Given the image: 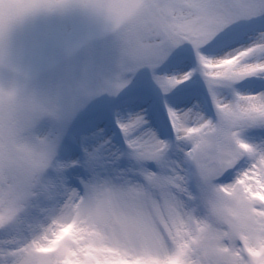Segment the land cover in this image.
<instances>
[{"label": "snow or ice", "instance_id": "snow-or-ice-1", "mask_svg": "<svg viewBox=\"0 0 264 264\" xmlns=\"http://www.w3.org/2000/svg\"><path fill=\"white\" fill-rule=\"evenodd\" d=\"M73 3L91 6L48 7ZM119 65L116 84L101 91L117 96L147 73L163 98L156 118L166 138L143 112L117 115L131 167H94L73 188L64 174L75 165L62 163L43 186L0 200V264H170L204 225L218 264H264V139H251L264 136V0H148ZM199 81L210 108L195 102ZM117 195L166 214L161 222L150 210L124 211ZM70 227V245L58 247Z\"/></svg>", "mask_w": 264, "mask_h": 264}, {"label": "clouds", "instance_id": "clouds-1", "mask_svg": "<svg viewBox=\"0 0 264 264\" xmlns=\"http://www.w3.org/2000/svg\"><path fill=\"white\" fill-rule=\"evenodd\" d=\"M54 2L57 0H0V200L5 205L26 190L43 186L63 163L59 160L60 140L53 143L51 131H41L46 121L58 119L59 92L38 83L26 64L30 47L22 38L44 21H73L71 38L57 44L69 61L104 41H112L117 63L115 71L101 77L102 88H107L116 84L120 72L123 38L140 25L148 4V0H88V8L73 3L49 9ZM116 200L124 211L150 210L161 222L162 213L166 214V209H145L125 196L117 195ZM74 231V227L65 230L57 246L70 245ZM214 248L212 228L201 226L171 257L170 264H218Z\"/></svg>", "mask_w": 264, "mask_h": 264}, {"label": "rangeland", "instance_id": "rangeland-1", "mask_svg": "<svg viewBox=\"0 0 264 264\" xmlns=\"http://www.w3.org/2000/svg\"><path fill=\"white\" fill-rule=\"evenodd\" d=\"M73 28L74 22L70 20L52 19L36 24L35 35L30 38V52L26 57V64L42 87L59 92L58 119L46 121L41 131L50 130L59 135V150L63 151L64 155V149L68 151V154L66 151V157L63 155V163H74L75 165L67 168L64 175L69 187L76 188L80 184V179L88 176L94 167H116L123 170L135 163L129 156L121 157L110 123L106 121L94 122V118L99 119L100 115L96 111L105 109L108 104L124 99L129 94H135L134 100L130 104L114 112L113 123L116 124L117 115L123 116L128 113L150 110V114L147 111L144 113L145 119L149 121V126L160 139L166 137L161 134L163 120L156 118L157 112L164 115L161 112L163 98L160 96L159 89L150 84V76L147 73H137L132 78V83L117 96H111L101 91L102 75L116 70L117 52L112 41H104L75 59L64 61L65 58L57 44H62L70 39L72 35L70 29ZM58 63L59 65L52 68L51 71L39 76L41 72ZM179 71L180 67L174 66L172 74H178ZM141 81L145 82L143 89L138 87ZM199 84L206 96L207 90L203 81H199ZM191 86V82H189L187 87ZM185 90L186 86L182 85L179 90H174L169 94V97L172 98L169 100L170 106L175 107L174 96L183 94ZM195 102L200 103L201 101L199 99ZM251 139L254 142H260L264 136L251 137ZM71 146L79 152L69 149Z\"/></svg>", "mask_w": 264, "mask_h": 264}, {"label": "bare ground", "instance_id": "bare-ground-1", "mask_svg": "<svg viewBox=\"0 0 264 264\" xmlns=\"http://www.w3.org/2000/svg\"><path fill=\"white\" fill-rule=\"evenodd\" d=\"M140 112H143V113H144V112H145V110H142V111H140ZM147 112H148V111H147ZM148 113H149V112H148Z\"/></svg>", "mask_w": 264, "mask_h": 264}]
</instances>
